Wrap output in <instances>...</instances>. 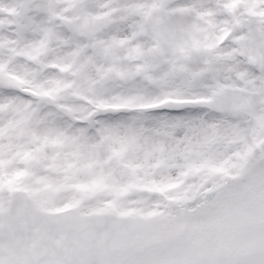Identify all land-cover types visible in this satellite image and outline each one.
Instances as JSON below:
<instances>
[{"label":"snow or ice","instance_id":"1","mask_svg":"<svg viewBox=\"0 0 264 264\" xmlns=\"http://www.w3.org/2000/svg\"><path fill=\"white\" fill-rule=\"evenodd\" d=\"M0 264H264V0H0Z\"/></svg>","mask_w":264,"mask_h":264}]
</instances>
